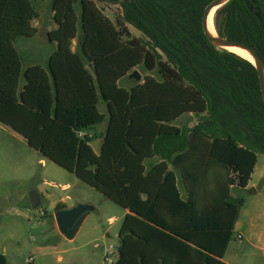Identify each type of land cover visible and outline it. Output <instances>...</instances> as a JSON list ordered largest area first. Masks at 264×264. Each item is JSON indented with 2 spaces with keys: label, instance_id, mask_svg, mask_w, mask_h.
<instances>
[{
  "label": "trees",
  "instance_id": "trees-1",
  "mask_svg": "<svg viewBox=\"0 0 264 264\" xmlns=\"http://www.w3.org/2000/svg\"><path fill=\"white\" fill-rule=\"evenodd\" d=\"M212 1L52 0L48 69L23 71L14 44L37 34L39 14L31 0H0V124L127 211L114 264H225L245 202L230 192L250 193L264 155V103L254 65L206 38L202 17ZM97 3L119 5L120 17L112 22ZM213 22L220 37L264 62V0H230ZM138 67L149 74L122 86ZM188 114L195 125H174ZM102 123L95 155L97 137L86 131ZM160 237L175 255L157 254Z\"/></svg>",
  "mask_w": 264,
  "mask_h": 264
},
{
  "label": "rangeland",
  "instance_id": "rangeland-1",
  "mask_svg": "<svg viewBox=\"0 0 264 264\" xmlns=\"http://www.w3.org/2000/svg\"><path fill=\"white\" fill-rule=\"evenodd\" d=\"M39 14L33 22L38 28L42 26L53 28V12L51 1L31 0ZM102 13L112 22L121 15L119 5L97 3ZM77 12L79 10L76 6ZM131 36L142 38V34L127 25ZM52 31V30H51ZM40 33L38 32V37ZM45 43L44 38L40 40ZM26 43L38 46V39L30 41L19 38L15 47L23 59V69L28 65L25 61ZM78 38L73 41L76 49ZM41 54L52 53L54 46L48 43L46 49L41 45ZM44 64V63H42ZM141 75L140 82L149 74L143 67L135 69ZM133 81H124L122 86L130 88ZM103 103L99 108L103 110ZM196 119L192 115H184L174 125L178 128H190ZM95 155L99 154L100 141L91 143ZM264 155L260 156L259 165H263ZM38 152L30 148L26 141L10 128L0 124V255H4L7 264H26L33 258L31 264H110L104 262V256L109 246L117 247V235L124 218V210L104 197L87 184L81 182L73 174L68 173L56 164L43 159ZM258 196H251L237 188H232L234 197L244 196L241 222L256 218L255 211L264 203V177H253ZM48 197L49 204L57 199L65 200L68 205L77 203L89 204L94 207L73 239L64 238L58 231L54 217L47 215L44 207L48 205L41 197V204L34 209L29 200L32 192ZM39 195V194H38ZM43 210V215H40ZM54 211L51 215L54 216ZM237 232V231H236ZM233 238L229 243L225 261L232 264V258L247 247L245 239ZM60 258V259H59ZM117 259L115 253L111 260Z\"/></svg>",
  "mask_w": 264,
  "mask_h": 264
},
{
  "label": "crops",
  "instance_id": "crops-1",
  "mask_svg": "<svg viewBox=\"0 0 264 264\" xmlns=\"http://www.w3.org/2000/svg\"><path fill=\"white\" fill-rule=\"evenodd\" d=\"M53 16H54V14L52 15V17ZM35 20H33V22ZM33 22H32V26L35 27L37 29V31L40 33L39 34L40 37H38V32H37V34L35 36H33L31 38H26V39H28L30 41L38 39V46H35L34 44L31 45L29 43H26L24 50H25V61H26V64L28 66L23 69V59H22V70L24 71L30 66L38 65V66L42 67L45 71H47L48 60H49L50 55L53 52L48 54V52L45 51V53L42 55L40 46L42 45L45 48L44 50H47L46 45L49 43L47 40V33L51 30H55L57 28V25L55 24V22L53 20V24H54L53 28L49 29V28H46L45 26H42L41 29H39L37 24L35 25V24H33ZM41 38H44L45 43H43V44L40 43ZM51 45L54 46V50H55L56 49L55 44H51ZM14 46H15V44H14ZM16 50H17V48H16ZM42 63H44V64H42ZM24 84H25V80L23 79V77H21L19 80L20 90L23 88ZM99 105H101V103ZM99 105H98L99 111L101 113H104L105 112V105L102 104L103 110L101 108H99ZM104 131H105V123H102V124H99L96 127L92 128V129L86 131V134L90 135V136L95 135L97 137L95 140L100 141V148H101V143H102L101 137H102ZM99 152H100V149H99ZM261 155H263V154L257 155V162L255 165L254 171H253V173L251 175V179H250V181L246 187V190L250 191L249 195H251V196H258L260 194L257 190L256 185L253 183V177L255 176V174L259 178L264 177V168L259 165L260 164L259 159H260ZM41 160H43V159H41ZM155 160L156 159H154V161ZM263 165H264V158H263ZM176 176H177V179L180 181L181 180V174L179 172H177ZM179 191H180V194L182 196V199L185 200L187 198L186 189L183 186H180ZM37 192H38L39 196H42V194L40 195V192L38 190H37ZM230 194H231V196H233L232 190H231ZM42 198L45 201V203L48 205V209L44 207L43 210H45L46 214L50 215V216H51V212L53 210H55V207L58 203H62L66 207H72V205H68L66 203V201L62 200V199L54 200V201H52L51 204H49L48 197L42 196ZM40 199H41V197H40ZM244 204H245V202H244ZM242 210H243V208L240 209L238 219L236 220V222L234 224V232L237 233L236 235H240L241 239L246 240L247 247L242 250V252H241L242 254H240V251H237V253H239V254L235 255L234 258L231 259L232 264H264V203L261 205V207L256 209V211H255L256 218H253L247 222H245V221L241 222V220H240ZM126 213H127V211L124 210V216ZM86 217H85V219H86ZM117 239H118V235H117ZM160 240H166V243L164 244V246H160L159 250L156 251L158 255H175L176 254L175 249L173 248L171 241H170V245H167V242H168L167 239H164V237H160ZM117 246H118V244H117ZM227 249H228V247H227ZM227 249H226V252H227ZM226 252L224 254L222 261L225 264H230V263L225 261ZM186 255H199V254H197L195 251L188 250V251H186ZM0 264H7V259L4 255H0ZM170 264H172V263H170Z\"/></svg>",
  "mask_w": 264,
  "mask_h": 264
},
{
  "label": "water",
  "instance_id": "water-1",
  "mask_svg": "<svg viewBox=\"0 0 264 264\" xmlns=\"http://www.w3.org/2000/svg\"><path fill=\"white\" fill-rule=\"evenodd\" d=\"M230 0H214L212 1L204 10L203 17H202V25L203 30L205 33L206 38L208 41L217 49L220 50H226V48L232 47V48H240L242 50H245L252 58V63L257 71L258 79H259V87L261 91V97L262 101L264 103V62L259 57V55L256 53L255 50H253L251 47L235 41H230L226 38L220 37L216 29L215 35H212L208 30V17L210 15V12L212 9L215 8V12L224 6L226 3H228ZM215 14V13H214ZM214 26V22H213ZM83 34H80L78 36L79 43L83 40ZM248 61V60H247ZM130 78H134L136 81H140L141 75L138 73V71L134 70L130 74ZM30 204L31 206L36 209L41 204L40 196L36 192H32L29 196ZM94 211V207L89 204H83V203H77L76 205L72 207H66L63 209H56L54 211V220L57 226V229L59 233L66 239H73L76 233L78 232L82 222L84 221L85 217L90 213Z\"/></svg>",
  "mask_w": 264,
  "mask_h": 264
},
{
  "label": "bare ground",
  "instance_id": "bare-ground-1",
  "mask_svg": "<svg viewBox=\"0 0 264 264\" xmlns=\"http://www.w3.org/2000/svg\"><path fill=\"white\" fill-rule=\"evenodd\" d=\"M214 13H215V8L211 10L210 12V15L208 17V30L209 32L212 34V35H215V30H214V26H213V19H214ZM229 52L245 59V60H248V61H251L253 62V58L245 51V50H242L240 48H232V47H229V48H226Z\"/></svg>",
  "mask_w": 264,
  "mask_h": 264
},
{
  "label": "built area",
  "instance_id": "built-area-1",
  "mask_svg": "<svg viewBox=\"0 0 264 264\" xmlns=\"http://www.w3.org/2000/svg\"><path fill=\"white\" fill-rule=\"evenodd\" d=\"M84 133H80V135L82 136ZM89 137H91L90 135H88ZM43 210L41 211L40 215H43ZM236 239H241V236L240 235H236ZM117 254V247L114 248L113 246H109L106 250V253H105V256H104V262L105 263H110V264H114L111 260V257L114 255V254ZM33 261L32 258H29L27 259L25 262L26 264H31Z\"/></svg>",
  "mask_w": 264,
  "mask_h": 264
}]
</instances>
